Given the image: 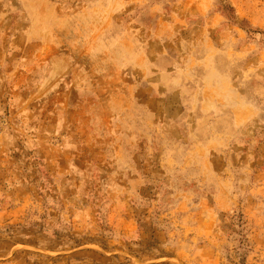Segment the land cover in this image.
Returning <instances> with one entry per match:
<instances>
[{
    "label": "rangeland",
    "instance_id": "1",
    "mask_svg": "<svg viewBox=\"0 0 264 264\" xmlns=\"http://www.w3.org/2000/svg\"><path fill=\"white\" fill-rule=\"evenodd\" d=\"M0 264H264V0H0Z\"/></svg>",
    "mask_w": 264,
    "mask_h": 264
}]
</instances>
